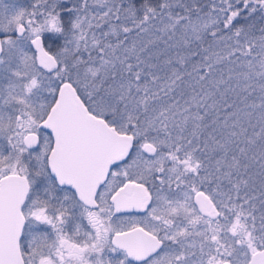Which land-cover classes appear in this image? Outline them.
Returning a JSON list of instances; mask_svg holds the SVG:
<instances>
[{"label": "flooded vegetation", "instance_id": "obj_1", "mask_svg": "<svg viewBox=\"0 0 264 264\" xmlns=\"http://www.w3.org/2000/svg\"><path fill=\"white\" fill-rule=\"evenodd\" d=\"M36 6L41 17L44 6ZM8 8L3 10L8 12ZM26 17L14 30L0 20V57L5 38L27 40L36 59L31 40L39 36L43 48L52 52L45 35L27 33L32 25ZM39 67L46 72L54 69ZM66 83L61 82L57 93L39 104L40 112L35 116L30 118V109H23L22 134L11 140L12 149L0 142V178L18 173L29 187L21 207L22 264H247L248 250L244 256L239 250L243 240L249 242V196L243 197L245 193L238 190L235 168L227 167L223 158L210 159L202 151L191 152L188 143H173L165 150L169 156L150 174L130 173V161L153 159L161 148L149 138H137L134 128L121 129L106 116L91 111L75 90L89 114L117 133L131 135L132 141L88 202L60 185L49 168L53 137L39 124L47 118ZM31 132L37 136L33 147L24 142V136ZM146 143L152 145V152L144 148ZM9 151L14 152V158ZM62 154L57 153L59 160ZM218 160L221 163L217 164Z\"/></svg>", "mask_w": 264, "mask_h": 264}, {"label": "trees", "instance_id": "obj_2", "mask_svg": "<svg viewBox=\"0 0 264 264\" xmlns=\"http://www.w3.org/2000/svg\"><path fill=\"white\" fill-rule=\"evenodd\" d=\"M44 1L52 2L51 14L60 17L67 26L75 20V11L93 7L92 0ZM114 1L121 8L123 6L134 12L136 18L129 23V29L137 35L154 29L166 18L173 22L174 29L181 23L184 24L182 29H190L192 21L198 16L223 14L222 18L214 21L212 30L199 37L196 43H189L186 49L177 51L172 50L168 46L170 44L163 45L160 52L164 58L151 55L149 65L145 63L143 51H125L122 54L126 67L125 79L132 84L131 94L136 96V103H139L138 121L147 120L150 125L155 121L165 130L166 127L173 128V132L179 127H187L184 129V139L190 140L196 136L195 141L198 142L197 145L195 141L192 143L193 151L200 149L205 158L225 159L235 168V174L242 170L247 174L249 168V180L238 178L237 188L244 191L243 197L249 196L250 230L254 234L261 233L258 226H264V121L256 126L248 121L246 130L242 132V128L237 127L236 130V116L232 115V109L240 114L242 101L236 99L232 104L228 102L229 99L222 100L220 87H215L221 80L235 82L238 89L231 92H239L246 98L249 96V100L259 98L263 100L260 105L264 104V0ZM126 37L123 31L116 35L107 34L103 39H96L98 43L92 49L104 50L110 46L115 48L114 52H118L116 50H120V44ZM245 63L250 64L245 69L246 72L251 71L249 80L239 75L242 72L241 64ZM231 70L234 77L230 75ZM258 115L264 116V106ZM225 118H228V124L224 129L219 122ZM232 133L239 135L238 143L237 135L232 138ZM220 140L222 145L218 142ZM213 142L216 144L213 145ZM187 143L189 145L191 142ZM261 244L263 247L264 236Z\"/></svg>", "mask_w": 264, "mask_h": 264}, {"label": "rangeland", "instance_id": "obj_3", "mask_svg": "<svg viewBox=\"0 0 264 264\" xmlns=\"http://www.w3.org/2000/svg\"><path fill=\"white\" fill-rule=\"evenodd\" d=\"M40 3L44 6V10L43 15L38 17L36 4ZM51 3L44 0H0V20H3L2 24L9 27L10 30H14L16 23L25 18L29 11L26 19L30 21L32 26L27 30V33L45 35L48 45L52 48L51 53L54 54L56 60L54 69L46 72L37 65L35 54L27 40L23 38H5L3 40V52L0 57V142H3L4 147L7 145L10 147L11 140L14 137L16 140L22 134L20 127L21 120H24L23 109L29 108L30 112L34 114H31L30 118L35 116L40 112L39 104L45 102L46 97L56 94L61 82H67L77 92V95L86 101L91 111L106 116L112 125L121 129L134 128L137 138H149L150 141L161 148V152L153 159L149 157L134 158L129 162L128 172L142 175L150 174L157 164L169 156L165 155V150L173 146V143L176 145L190 141L191 143L187 147L191 148L192 152L194 150L192 143L195 141L196 136H192L190 140H185L183 137L184 129L187 127H179L178 130L173 132V128L169 129L165 126L167 128L165 130L161 128L162 125L158 122L154 121L150 125L147 120H137L139 103H136V96L131 94L132 84L125 79L126 67L123 65L122 54L125 51L132 50L143 51L146 58L145 63L149 65L151 64V55L164 58L162 52H160L163 45L170 44L168 46L177 51L183 48L186 49L190 45L189 43H196L199 37L212 30L214 21L222 18L223 14L198 16L196 20L192 21L190 29H182L183 23L179 24L177 29H174L173 22L166 18L164 19L166 21H160L154 29L150 28L145 34L137 35L131 33L132 30L129 29V23L135 20L136 15L123 6L121 8L114 0H92V9L87 10V8H84L79 12L75 11L76 18L69 23V26L60 17L51 14ZM102 3L105 4L102 5ZM5 7H9L8 12L3 10ZM122 31L123 35H127V37L122 40L120 50H116L118 52H114L115 48L110 46H106L104 50L92 49L98 43L96 39H103L105 35L111 33L113 35L120 34ZM171 35L173 36L171 37ZM164 47L166 48V46ZM241 66L242 72L239 75L249 80L251 71L246 72L245 69L250 64L245 63ZM230 75L235 76L232 70ZM219 87L222 100L229 99L228 102L232 104L233 100L237 101L239 99L242 101L240 114H236L232 109V115L236 116L235 128H242L243 132L246 130L248 121L253 126L261 123L260 121H264V116L258 115L264 106V104L260 105L263 100H259V98L249 100V96L246 98L244 94L231 92L238 89L235 82L221 80L215 88L219 89ZM223 92L226 93L223 94ZM214 97L216 99V96ZM226 119L228 120V118H225L219 122L223 124L224 129L228 124ZM262 126L264 127V122ZM258 127L261 128L259 125ZM227 129L230 130L231 127L228 126ZM258 131L260 132V130ZM155 132H161L162 135ZM236 135L238 143L239 135L237 133H232L231 137L235 138ZM185 137L188 136L185 135ZM218 142H220V145L223 143L221 140ZM195 143L198 144L196 141ZM215 144L213 142V145ZM16 147L14 145V148ZM17 150L21 155L22 151ZM12 151H9L8 154L9 156L13 154L14 158L15 150ZM199 151L201 150L199 149ZM216 163L219 164L221 161L218 160ZM229 166L230 164L227 167ZM18 167L21 170L23 168L22 165H18ZM234 171L231 173L233 174ZM2 172V169H0V175ZM33 172L34 174L37 173ZM238 174L235 175L234 173L237 179L244 177L247 181L249 180V168L247 174L244 170L238 172ZM239 189H242V187ZM258 228L261 232L259 234H254L249 228V242L246 244V239L243 240L241 252L239 250L242 256L246 255L245 253L248 250L250 257L255 250L261 247V240L264 236L262 233L264 230L261 229H264V226H258ZM239 264H241L240 261Z\"/></svg>", "mask_w": 264, "mask_h": 264}, {"label": "water", "instance_id": "obj_4", "mask_svg": "<svg viewBox=\"0 0 264 264\" xmlns=\"http://www.w3.org/2000/svg\"><path fill=\"white\" fill-rule=\"evenodd\" d=\"M31 43L37 64L51 70L54 56L43 48L40 37H34ZM39 126L54 140L49 156L52 175L60 185L73 189L84 202L95 194L111 166L125 156L132 141L131 135L119 134L105 121L89 114L68 83L61 86L57 101ZM36 138L35 133H28L24 142L33 147ZM144 148L152 152L153 147L146 143ZM60 152L63 153L61 160L57 156ZM28 188L21 174L0 178V264H22L19 239L24 218L21 207ZM247 264H264V246L251 254Z\"/></svg>", "mask_w": 264, "mask_h": 264}]
</instances>
